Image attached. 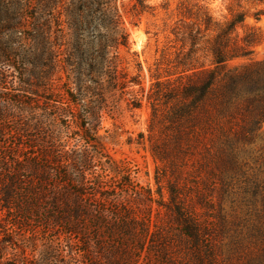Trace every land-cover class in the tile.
Masks as SVG:
<instances>
[{"label": "trees", "instance_id": "obj_1", "mask_svg": "<svg viewBox=\"0 0 264 264\" xmlns=\"http://www.w3.org/2000/svg\"><path fill=\"white\" fill-rule=\"evenodd\" d=\"M145 1L135 0L131 9L141 13ZM242 1L256 6L255 20L264 15V0L237 3ZM176 10L168 26L171 44L155 59L146 93L150 121L157 119L166 132L151 148L161 164L155 190L136 183L130 169L107 156L97 133L98 111L90 105L80 110L82 84L85 95L102 73L111 83L118 79L124 92L132 85L143 91L140 79L119 67L118 49L128 47L124 32L98 40L92 54L96 80L86 83L78 69L75 87L57 92L61 105L54 107L61 114L50 119L57 132L22 151L0 150V207L14 213L17 225L48 234L46 259L264 264V141L251 148L264 124V60L228 66L253 52L260 32L253 26L238 32L241 12L219 21L198 1H183ZM126 93L131 107H140L133 90ZM90 118L96 125L88 126Z\"/></svg>", "mask_w": 264, "mask_h": 264}, {"label": "rangeland", "instance_id": "obj_2", "mask_svg": "<svg viewBox=\"0 0 264 264\" xmlns=\"http://www.w3.org/2000/svg\"><path fill=\"white\" fill-rule=\"evenodd\" d=\"M183 1L204 3L219 21L228 18L230 12L244 13L238 32L250 26L260 32L253 52L228 61L229 67L264 60V15L255 20L252 12L256 6L245 1L146 0L147 7L137 13L131 9L135 0H0V150L9 146L22 151L36 144L33 140L41 144L45 133L57 132L50 120L61 114L54 107L61 105L55 101L57 92L63 86L75 87L78 69L86 83L89 78L96 80L92 54L98 49V40L114 30L124 32L128 47L118 49L119 67L127 76L140 79L143 91L132 85L124 92L117 85L118 79L111 83L102 73L99 83L91 82V91L85 95L82 84L80 110L90 105L98 111L97 133L107 156L120 169H130L136 183L155 190V171L161 164L153 159L151 148L163 141L166 132L157 119L150 121L146 93L155 74V59L171 44L168 26L177 19L176 7ZM130 90L140 98V107H131L132 95L126 93ZM92 118L89 127L96 125ZM263 141L264 124L251 148L258 149ZM184 169L187 176L190 167ZM166 179H161L164 187ZM163 193L167 198L164 188ZM13 220L14 213L0 207V264H60L46 259L48 234ZM58 247L64 248L61 244Z\"/></svg>", "mask_w": 264, "mask_h": 264}]
</instances>
